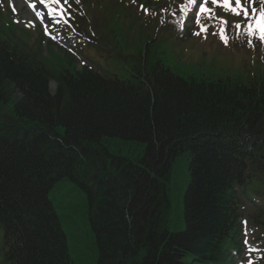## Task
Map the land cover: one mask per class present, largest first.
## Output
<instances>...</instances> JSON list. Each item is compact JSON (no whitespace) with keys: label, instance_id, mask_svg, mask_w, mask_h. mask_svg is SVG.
I'll list each match as a JSON object with an SVG mask.
<instances>
[{"label":"trees","instance_id":"trees-1","mask_svg":"<svg viewBox=\"0 0 264 264\" xmlns=\"http://www.w3.org/2000/svg\"><path fill=\"white\" fill-rule=\"evenodd\" d=\"M1 28L4 30L0 32L5 33L0 34L1 140H9L21 133L24 139L29 140V136L34 134L30 130L31 123H36L38 128L53 134L48 121L52 118L63 119L60 124L67 128V134L83 137L82 141L91 147H95L96 142L101 139H116L115 135L118 134L144 137L145 147L150 145L145 160L149 159L153 172L157 174L163 173V164L166 162L162 161L161 153H172L178 149L175 141L179 138L184 135L190 137L213 125L217 130L224 129L225 126L233 129L237 122H245L249 125L250 139L262 140L260 124L263 125L264 121L263 117L258 116L260 112H264L262 95L252 94V90L247 93L238 87L226 86L207 91L196 83L188 86L179 81L173 82V85L165 83L164 87L160 86L164 91L162 100L159 104L151 105V99L147 95L145 99L136 97L134 92H130L128 96L120 92L114 83L98 74L70 70L63 81L71 79L74 86L69 84L61 87L57 97L51 98L47 87L48 69L43 63L45 57L42 56L41 49L37 47L36 50L35 47L23 45L15 39L13 40L22 48L13 43L10 34L17 33L20 27L12 22H6ZM125 71L128 72L129 68H125ZM62 102L65 104L63 109ZM239 103L246 105V108L240 107ZM120 142L121 140L119 144ZM138 143L142 144L135 142L137 147L140 146ZM185 144L184 142L183 145ZM135 145L124 142L123 148L134 150ZM9 149L10 147L0 152V159L5 163L2 167L10 178L0 191V225L5 230L8 255L14 258L15 264H68L66 243L58 219L50 205H46V192H43L58 177L71 176L66 163L61 161L60 166L56 167L54 143L47 140L34 141L27 149L24 148L26 153L16 148ZM218 152V149H214L211 154L196 158L197 168L193 170L191 180V184L194 183L187 188L190 192L185 200L188 202L185 214L190 229L183 251L174 259V264H182L183 256L207 257L198 249L194 236L198 238L206 234L212 227H216V222L230 230L236 219L233 212L236 208L231 203L233 190L228 189L229 165L218 161L222 158ZM134 155L137 157V154ZM155 156L161 159L159 163ZM143 168L149 171L152 169L145 164ZM136 178L113 182L125 185V197L121 198L122 207L126 204L124 202H145L149 197V187H141L136 192ZM141 180L144 184L152 182L145 174ZM137 209L135 205L134 211ZM112 212H107L110 219L100 227V238L108 236L105 233L114 219ZM144 216L141 215L139 220L149 218L147 214ZM131 217L133 221L137 219L135 212L131 213ZM177 223L181 230L183 219ZM148 224L150 230L154 231L152 222L148 220ZM168 251H173L174 256L179 253L173 245ZM164 263L171 264L170 261Z\"/></svg>","mask_w":264,"mask_h":264},{"label":"rangeland","instance_id":"rangeland-1","mask_svg":"<svg viewBox=\"0 0 264 264\" xmlns=\"http://www.w3.org/2000/svg\"><path fill=\"white\" fill-rule=\"evenodd\" d=\"M22 9L32 15L24 6ZM25 14V12H21L20 18L23 17L24 23L30 22L27 16L24 17ZM226 21L228 41H233V39L244 41L245 38H248L252 40L253 48L245 50L242 47H231L228 44L225 46L220 39L219 29L213 31V37L201 35L197 39H184L174 36L168 42L169 50L164 49L166 64L172 68L173 72L186 80L192 77L207 80L229 77L233 81L236 79L244 81L254 78L264 79V52L256 48V37L246 35L244 29L247 25L244 21L240 19H227ZM236 23L243 25L239 38H237L236 30L233 27ZM179 165L187 167L188 164L184 157ZM78 191L75 183L68 179H62L53 185L50 190V198L61 216L62 228L67 234L69 254H71L73 262L75 264H94V261L99 259L97 258L96 236L86 214L83 198ZM5 249L3 229L0 228V264H7Z\"/></svg>","mask_w":264,"mask_h":264},{"label":"snow or ice","instance_id":"snow-or-ice-1","mask_svg":"<svg viewBox=\"0 0 264 264\" xmlns=\"http://www.w3.org/2000/svg\"><path fill=\"white\" fill-rule=\"evenodd\" d=\"M26 7L34 13L37 19H40L41 23L44 22V13L37 8L36 0H23ZM40 5H43L47 10L50 17L54 19V22L59 24L61 20L65 23H68V20L65 18V13L67 9L64 8V4L68 3V0H64V4H61V0H38ZM78 4L80 0H75ZM135 3V0H133ZM188 4H197V0H187ZM211 3L214 6L223 7L226 11H229L231 14L242 17L243 21L246 23L247 27L244 29L248 37L255 36L261 43H264V0H202L198 4V12L196 13V23L200 27V31L207 32V27L200 22L201 15H207L209 19H213L212 10L208 7V4ZM52 5H58V8L52 7ZM70 6V5H69ZM143 7V6H141ZM15 10V9H14ZM59 17L56 19L55 17ZM221 25L219 29L220 39L224 42L225 46L228 44V35L226 33L227 21L220 19ZM30 26H35L30 21ZM236 30V36L239 38L240 30L243 25L241 23H236L233 25ZM45 35H49L52 39H55V36L48 31L45 27ZM199 35V32L194 33ZM215 34V33H214ZM249 47H253L252 40L247 41ZM71 50V49H70ZM247 243V241H245ZM254 249H249L252 251ZM249 264H252L249 261Z\"/></svg>","mask_w":264,"mask_h":264},{"label":"bare ground","instance_id":"bare-ground-1","mask_svg":"<svg viewBox=\"0 0 264 264\" xmlns=\"http://www.w3.org/2000/svg\"><path fill=\"white\" fill-rule=\"evenodd\" d=\"M126 185H127V183H126Z\"/></svg>","mask_w":264,"mask_h":264}]
</instances>
